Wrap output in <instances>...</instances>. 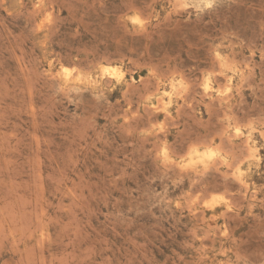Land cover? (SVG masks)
Segmentation results:
<instances>
[{"label":"rangeland","instance_id":"obj_1","mask_svg":"<svg viewBox=\"0 0 264 264\" xmlns=\"http://www.w3.org/2000/svg\"><path fill=\"white\" fill-rule=\"evenodd\" d=\"M262 133L264 0H0V264H264Z\"/></svg>","mask_w":264,"mask_h":264},{"label":"clouds","instance_id":"obj_2","mask_svg":"<svg viewBox=\"0 0 264 264\" xmlns=\"http://www.w3.org/2000/svg\"><path fill=\"white\" fill-rule=\"evenodd\" d=\"M206 6H207V7H211L212 5H211V3H209V4H207ZM37 7H39V4H37ZM49 19H50V17H49ZM64 69H65V68H64ZM64 69H63V71H64ZM203 87L205 88V91H207V90L209 89V83H205V84L203 85ZM226 91H231V89H230V88H227ZM164 95H165V96H170V93L165 92ZM169 103H170V101H169ZM167 106H168V104L166 103V104H165V109L167 108ZM152 107L155 108L156 105H152ZM262 135H264V133H262Z\"/></svg>","mask_w":264,"mask_h":264},{"label":"snow or ice","instance_id":"obj_3","mask_svg":"<svg viewBox=\"0 0 264 264\" xmlns=\"http://www.w3.org/2000/svg\"><path fill=\"white\" fill-rule=\"evenodd\" d=\"M68 71H69L68 68H65V69H64V72H65V73H67ZM105 71H107V69H105ZM239 131H240V130L237 129V133H239ZM257 151H260V149H254V150H253V153L255 154V152H257ZM214 199H215V198H214ZM221 199H222V198H221ZM206 206H207V205H206Z\"/></svg>","mask_w":264,"mask_h":264},{"label":"bare ground","instance_id":"obj_4","mask_svg":"<svg viewBox=\"0 0 264 264\" xmlns=\"http://www.w3.org/2000/svg\"><path fill=\"white\" fill-rule=\"evenodd\" d=\"M196 157H197V156H196ZM191 159H192V158H191ZM199 159H200V158H199ZM190 161H191V160H190ZM190 161H189V162H190ZM199 161H200V160H199ZM203 162H204V161H203Z\"/></svg>","mask_w":264,"mask_h":264}]
</instances>
